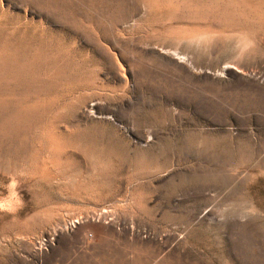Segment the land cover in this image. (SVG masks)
Here are the masks:
<instances>
[{"label": "rangeland", "instance_id": "rangeland-1", "mask_svg": "<svg viewBox=\"0 0 264 264\" xmlns=\"http://www.w3.org/2000/svg\"><path fill=\"white\" fill-rule=\"evenodd\" d=\"M0 264H264V0H0Z\"/></svg>", "mask_w": 264, "mask_h": 264}]
</instances>
